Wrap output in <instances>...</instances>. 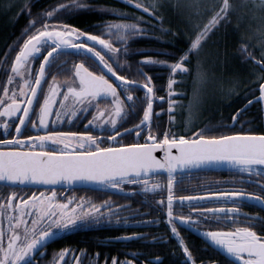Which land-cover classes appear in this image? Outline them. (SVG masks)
<instances>
[{
  "label": "snow or ice",
  "instance_id": "obj_1",
  "mask_svg": "<svg viewBox=\"0 0 264 264\" xmlns=\"http://www.w3.org/2000/svg\"><path fill=\"white\" fill-rule=\"evenodd\" d=\"M73 3L76 8L87 6L76 2V0H73ZM128 3L134 4L137 9H142L143 13H147L154 19H159L163 24V17L160 15L163 5L160 0H151V3L146 0H128ZM242 6H247V0ZM237 7L238 5L234 4L233 0H205L201 13L198 4V15H202L206 22L202 23V26L200 23L196 24L197 30L189 34V46L176 52H165V56L176 57L171 61L143 55L137 62L134 73V76L139 79L123 74L126 70L121 64V51L125 57L123 62L128 63L126 57L129 54V38L147 35L150 31L143 25L144 16L133 17L129 20L127 13L118 12L107 6L103 7L102 12H111L120 17L117 22L105 24L109 38H104L103 34L82 31L69 24H63L62 27L51 26L54 13H57L58 10L65 12L72 10L65 4H58L45 11V19L33 17L22 31L21 37H18L14 42L19 45V50L15 52V58L11 62L10 74L6 73L7 84L3 86V95L0 96V119L9 118L3 119V127L7 130L10 126H14L16 133L9 139H0V146H3L0 147V181L11 184H23L28 181L55 184L60 180H82L97 182L119 191H123L122 186L126 184L142 185V191L154 192L161 185L151 182L149 178L157 175V170H167L168 224L172 234L183 248V252L191 260L192 253L181 236L174 219V170L186 166L227 162L237 167L242 173L256 172L259 175V166H264V133L238 131L231 134H212V129L204 128L197 129L188 135L173 133L169 128L160 135L158 125L153 124V98L156 89L153 77L145 71V68L152 64L168 67L170 72L168 89L169 97H171L175 76L181 72H190L191 59L193 56H199L203 47L202 41L221 25L226 26L230 23L232 14ZM257 7L264 10V0H259ZM29 15L31 16L30 10ZM82 37H86V40L81 39ZM21 38H23V43L19 44ZM114 40L124 46L122 50L117 47ZM240 43L241 52L246 53L248 59L260 65L258 79L264 80V54L258 58L253 51H249V46L243 39ZM97 44L102 47L98 49ZM13 48L14 46L10 45L9 52L4 54V64H7ZM68 49H74L75 52L69 53ZM70 54L83 55L86 59L94 57L99 62L98 70L90 69L85 66L83 61L75 63L74 73L68 77V84L63 86L58 84L56 76L53 75V82L49 84L48 90L45 92L43 84L47 82V76L51 74V69L56 61L61 56ZM40 56L42 59L39 69L35 70L31 62ZM131 68L132 65L128 63V71ZM104 70L121 83H114ZM16 77L20 78L19 87L10 88L8 85L13 84ZM61 87H66L67 90L61 93ZM259 89L260 97L264 98V83L259 84ZM141 90L144 91L143 100L135 95ZM58 95H62L63 99L57 100ZM109 95L112 97V111L105 113L98 108L89 124L97 121L101 124L105 122L110 124L111 134L107 137L109 141L117 140V137L126 136L132 132H135L139 138L144 135V129L147 128L148 134L143 143L138 140L132 143L117 141V146L103 147L97 137L89 131L60 132L47 129L48 117L54 111L58 119L63 118L61 110L55 109L54 104L59 103L66 113L69 106L65 102L71 97L74 103L82 105L81 110L87 111L93 100L106 99ZM125 95L126 99H122L121 97ZM41 96L43 97L42 102ZM160 99L164 98L160 97ZM250 103L252 101H249ZM173 104L174 101L169 99L170 110ZM37 106L39 108L38 124L32 119V114H36ZM138 106L142 108V118L138 123H133L130 128H125V123L133 117L139 116ZM75 115V109H71V115L67 118L71 120ZM12 117H15L18 123L12 125ZM237 118V116H233V121H236ZM29 121L33 128L42 129V134L25 135L26 124ZM154 128L158 133L156 135L153 134ZM48 142L54 145H63V148L47 150L45 146ZM157 149L163 153L162 157L155 154ZM249 182L260 183V181ZM131 191H136V189L133 188ZM54 195L55 193H52V196L48 198L47 208L50 209L49 211L38 206L45 204L44 193H41L39 198L33 193L27 199H17V192L13 191L4 200H0V218L7 217L9 229L8 233H5L0 228V252L3 254L0 264H32V253L38 248H45L47 243L56 237L57 231L75 228L77 221L89 217L93 213L98 214L96 216L98 222L101 218L99 215L101 208H106L109 217L113 215L111 206L106 202L102 205H95L72 204L71 201L56 205L61 210L58 215L54 210H51V199ZM207 195L224 198L221 201L222 204L230 202L233 205L226 210L223 206L217 209H207V212L212 214L223 213V216H218V219L226 221H234L238 218L239 205L244 203L246 198L259 201L264 206V186L260 187L259 192H247L241 189L209 192ZM179 199L184 201L192 198L181 196ZM159 203L163 204V199ZM193 211L196 209L193 208ZM35 213H39V216H36ZM29 216L33 217L30 224L25 219ZM178 219L181 224L188 226L199 223L196 218L187 214H180ZM248 219L258 221L260 218L249 217ZM21 225H23L22 230ZM6 235L7 246L5 247L4 238ZM204 235L210 241L211 246L219 247L226 253L228 264H264V226H261L257 231L256 223H249L247 226L235 227L234 230H210ZM132 236L142 238L135 233ZM129 238L131 237H125V239ZM67 251L68 249L61 250L59 261L54 260V264L64 261ZM112 264H133V261L121 262L117 257H113ZM193 264H195L194 261Z\"/></svg>",
  "mask_w": 264,
  "mask_h": 264
},
{
  "label": "trees",
  "instance_id": "obj_2",
  "mask_svg": "<svg viewBox=\"0 0 264 264\" xmlns=\"http://www.w3.org/2000/svg\"><path fill=\"white\" fill-rule=\"evenodd\" d=\"M76 2L87 6L76 8L73 0H16L12 2L0 0V60L1 57L3 59V54L9 52L10 45L14 46L10 54L12 57L17 47H19L14 42L17 41L18 37H21L22 31L28 26L29 21L33 17L45 19L44 12L58 4L68 5L72 10L67 12L58 10L57 13H54L51 24L55 26L69 24L82 31L103 34L104 38H109L105 24L117 22L120 17L113 15L111 12H102L101 9L103 7L107 6L118 12L127 13L129 20L133 17L144 16L143 25L150 30L149 33L130 37L128 41L129 54L127 59L133 64L135 69L137 62L141 60L143 55L171 61L176 57L165 56V52L183 50L190 44L189 31L187 29L189 27L178 22L176 15L169 10L168 4L161 3L163 5V9L160 12L163 17V24H161L159 19L149 17L147 13H143L142 9H137L134 4H129L128 0H76ZM146 2L151 3V0H146ZM29 10L31 11V16L29 15ZM214 33V38L206 53L207 58L203 57L201 59L205 61L204 64H200L201 61L199 62L198 57L193 56L189 65L190 72H181L175 76L171 95V100L174 101V104L171 110L169 108L171 114L169 121L167 122L166 103L161 106L159 112L158 127L160 135L169 128L173 133H185L188 135H191V132L197 129L204 128L212 129V134H231L238 131L256 134L264 133L262 108L259 101L253 102L258 95L259 84L263 82V80L258 79L260 68L253 60L247 58L246 53H242L240 50V42L243 39L248 44L249 51H253L259 58L264 54L254 49V45L259 43V40L256 35L251 37V35L244 36V34L239 33L234 25H227L225 28L215 30ZM260 34L264 35L263 32H260ZM23 38L19 40V44L23 43ZM145 71L152 77H156L157 81L156 83L154 81V83L159 86V89H165L168 85L170 75L168 67L152 64L146 66ZM195 79L196 84L203 87V91L198 94V106L195 105L189 113L187 105L194 93ZM249 101H252V103L249 104ZM193 114H195L194 117ZM233 116L238 117L235 122H233ZM188 118L194 121L190 122ZM155 119L153 121H156ZM187 123L190 124L188 125ZM153 132L158 134L156 128L153 129ZM259 172L260 174L257 175L256 172L249 174L240 171L204 170L176 175L173 179V194L175 197L173 201L190 193L192 195H205L209 192H216L221 186L239 189L256 187L257 189V183H250L249 181L264 183V171L259 169ZM149 179L151 182L159 183L161 187L154 192H144L142 191V185H130L128 190L135 188L136 191H127L126 194H120L114 192V190L101 189L99 194H102V200L106 199L107 201L112 198L117 200L119 204H128V206L133 208L139 207L138 213L146 212L149 223H160L159 227L163 228L165 235L162 243L155 246L149 244L145 250L142 249L140 244H137L141 248L138 251L139 253L146 254L147 257H153V259L154 257H160V261H155L159 264H186L187 261L182 249L170 237L168 227L164 223L168 195L166 191V176L157 174ZM206 180H210L211 186L209 188L205 186ZM98 190L87 188L85 193L90 194V198L94 199L97 196L93 194H97ZM113 193L119 195L115 196L116 194ZM121 197L123 200H121ZM161 199H163V204L159 203ZM135 211L134 208L131 213L134 214L136 213ZM260 218V221L264 222L263 214L260 215ZM178 230L189 247L195 264H201L206 255H218L208 247L205 249L207 245L194 235L179 227ZM95 238V236H90L87 233L82 236L69 235L65 244L84 245L89 253L93 254L98 251L101 257L104 255L106 257L105 260L111 263L109 255L114 251V248L107 242H105V245H97L98 241ZM101 241L104 242L105 240ZM61 244L63 243L58 241L56 246L58 247ZM94 247H97V251L93 250ZM80 250L81 248L76 249L74 247L75 252H81ZM122 257L123 255L120 253L119 258Z\"/></svg>",
  "mask_w": 264,
  "mask_h": 264
},
{
  "label": "flooded vegetation",
  "instance_id": "obj_3",
  "mask_svg": "<svg viewBox=\"0 0 264 264\" xmlns=\"http://www.w3.org/2000/svg\"><path fill=\"white\" fill-rule=\"evenodd\" d=\"M53 27H55L54 24H51ZM264 34V33H263ZM262 38V40H261ZM81 39H85L86 37H82ZM258 39V38H257ZM259 43H256L254 45V49L257 52L264 53V35L259 36ZM89 43H95V42H89ZM117 43V47H119L121 50L123 49V45ZM96 47L99 49L102 46L96 45ZM19 50V47H17V50ZM15 51V52H16ZM69 53L75 52L74 49H68ZM106 51V50H105ZM90 55V54H89ZM109 55H112L109 53ZM121 64L123 68L126 70L123 74L131 75L133 78H137L134 76V73L136 69L133 67V64L127 59L128 63L132 65V68L130 71H128V63H124L125 57L123 56V52L121 51ZM4 54L3 59L1 57L0 60V96L3 95V86L7 84V74H10L11 72V62L15 58V53L12 55V57L9 55L7 64H4ZM42 59V56H40L35 61H32V67L35 70L39 69L40 60ZM84 62L85 66L89 67L92 70H98V60H96L94 57L92 59H86L83 55H65L61 56L51 69V74L47 76V82L43 84L44 91L47 92L49 84L53 82L52 77L53 75L56 76V82L60 85H66L69 83L68 77L71 76L74 73V64L79 62ZM254 64V62H253ZM255 65V64H254ZM260 68V67H259ZM105 74L110 78L114 83L120 84V81H116L115 77H112L110 73H107L106 70H104ZM7 73V74H6ZM27 75V73H26ZM139 79V78H137ZM20 78L16 77L13 84L8 85L11 87H19ZM157 81L156 77H153V84L155 86L156 92L154 96V117L156 116V121H153L154 125H158L159 122V112L161 109V106L165 104V96H166V90L168 89V85L165 87V89H159V86H156L155 83ZM78 83V82H77ZM67 89L66 87H61L60 91L61 93L65 92ZM11 95V93H9ZM136 96H138L141 100L144 98V91L141 90L139 92L135 93ZM258 96V95H257ZM160 97H163L164 99L161 100ZM23 99V97H20ZM122 99H126V95L121 97ZM63 99L62 95H58L57 100ZM43 100V97L41 96V102ZM66 105L69 106V110L65 113L64 109L61 108V105L59 103H56L53 105L55 109H60L63 115L62 119H58L56 116L55 111L48 117L49 123L47 125V129L51 131H60V132H67V131H89L93 133L97 139L101 142V146L108 147V146H117V141L120 143H132L137 142V140L140 143L144 142L145 137L148 134L147 128L144 129V135L140 136L139 138L136 136L135 132H132L129 135L117 137V140L109 141L107 139L108 135L111 134V125L107 124L106 122L101 124L99 121L89 124L90 120H93L94 114L97 112V109L103 110L105 113H108L112 111V97L109 95L106 99H97L93 100L92 103L89 105L87 111H83L82 105L78 103H74L71 99L67 100ZM260 106L261 103L259 102ZM169 107V104H168ZM71 109H75L76 115L72 116V119L69 120L67 117L71 115ZM127 110V109H125ZM137 111L139 112L138 117H133V119L129 120L127 123L124 124L125 128H130L133 123H138L139 119L142 118V108L138 106ZM38 112L39 108L37 106L36 108V114H32V119L39 123L38 120ZM171 114L170 111L167 112V118L169 119ZM3 119H9V118H3ZM3 119H0V139H9L11 135H15V128L14 126H10L9 129L5 130L3 127ZM55 121V123H53ZM169 121V120H168ZM12 125L15 123H18V121L15 119V117L11 118ZM42 134V129H35L32 126L31 121L27 122L26 124V130L25 135H39ZM154 135L155 132H153ZM3 147V146H0ZM46 149H56L59 150L63 148V145H54L51 142H48L46 144ZM78 147V145H77ZM87 149V145L85 146ZM37 151L39 149H36ZM264 178V177H263ZM130 185H123V191L114 190L116 193H124L126 194L128 190V187ZM205 186L208 188L211 186L210 180H206ZM258 188L256 187L251 189H244L247 192H259L260 187L264 186V183L257 184ZM239 188H229L226 186H221L218 191H233V190H241ZM16 191L17 192V199L23 198L27 199L28 197L32 196L33 193L36 194V196L39 198L41 196V193H44V199L45 204L44 205H38L39 207H42L45 211H49L50 209L47 208L48 204V198L52 196V193H55L54 197L51 199L52 209L56 210V205L58 203H69L71 201L72 204H95V205H102L107 203V205L111 206V211L113 215L109 217L108 212L106 208H101L100 210V219L97 222L96 216L98 214L93 213L89 217H85L82 220L77 221V226L75 228H71L64 231H57L56 237L51 239L45 248H38L36 251L32 253V264H54L55 261H59V254L61 250L68 249V251L65 253V259L64 261L60 262V264H99V261H104L106 257L102 255L100 256V253L97 251V247H94V251H97L93 254L88 253V249L83 246H76V245H66L65 241L66 238L69 235H76V236H82L86 235V233L90 236H95L97 242V245H105V242L109 243V245H112V248H114V251L109 255L111 257V264L113 257H117L119 261L124 262L131 260L133 261V264H159L155 261H160V257H147L146 254L139 253V249L141 248L137 245L140 244L142 246V249L145 250L149 244L152 246L158 245L159 243H162L164 239V233L163 228L159 227L160 223L152 222L149 223V220L146 216V212L138 213L139 207H134L136 213H131L134 208L132 206H128V204H119L117 200H114L112 198L108 199H101V195L99 192L101 190H98L97 194H93L97 196V198L91 199L90 194L85 193V189H62V188H24V187H10L6 185H0V200H4L11 192ZM168 193V189L166 190ZM113 193V194H116ZM195 193V192H192ZM119 194H116L115 196H118ZM168 196V195H167ZM186 197H191V200H184L181 201L179 198H176V201H173L174 203V219L178 218L180 214H187L191 215L192 217L196 218L199 223L194 224L193 228H197L202 231H210V230H234L235 227L238 226H247L249 223H256L257 225V231H259L261 226H264V222H261L260 215H264V209L259 208L258 206L248 204L246 202L239 205V216L234 221L233 220H224V219H218V216L222 217L223 213H217L212 214L207 212V209H217L220 207H224L225 210L229 207H233V205L228 202L222 204L221 201L224 200V198H217L214 196H209L207 194L205 195H192L191 193L189 195H186ZM121 200L122 197H121ZM71 207V204L69 205ZM193 208L196 209V211H193ZM59 209V208H57ZM61 211V210H60ZM67 211V209H65ZM79 211V210H78ZM33 212L35 210L33 209ZM36 216H39V213H35ZM249 217H259L260 219L258 221H250ZM33 217H25V219L31 223V219ZM215 222V224H214ZM43 226V225H41ZM23 225H21V228ZM0 228L4 230L5 233H8V219L7 217L0 218ZM180 228V227H179ZM183 229V228H181ZM187 233L188 232L186 229ZM56 231V229H54ZM139 234L142 238H136L132 236V234ZM107 237L105 238V236ZM193 235V234H192ZM195 236V235H194ZM125 237H131L129 239H125ZM196 237V236H195ZM155 238V239H154ZM198 238V237H197ZM199 239V238H198ZM101 240H105L102 242ZM201 240V239H200ZM60 241L61 245L58 247L56 246L57 242ZM114 241V242H113ZM202 241V240H201ZM203 242V241H202ZM204 243V242H203ZM205 244V243H204ZM206 245V244H205ZM4 246H7V235L4 238ZM74 247L76 249L81 248L80 253L74 252ZM210 248L213 251H215L216 254H209L205 256V259L201 261V264H228V258L210 246H205V249ZM120 253H122L123 257L119 258ZM0 258H3L2 252H0ZM136 262H135V261Z\"/></svg>",
  "mask_w": 264,
  "mask_h": 264
},
{
  "label": "rangeland",
  "instance_id": "obj_4",
  "mask_svg": "<svg viewBox=\"0 0 264 264\" xmlns=\"http://www.w3.org/2000/svg\"><path fill=\"white\" fill-rule=\"evenodd\" d=\"M10 1L12 2L16 0H9V2ZM160 3L168 4L169 10L176 15L178 22L180 24H185L187 27H189L187 28L189 31V34L194 33V31L196 30V27H195L196 25L192 18L195 13H197L196 20L198 21V23L201 24V26H202V23L206 21V20L204 21V18H202V15H198L197 8H195V6L199 4L200 11L202 13L205 0H160ZM233 3L238 5V7L232 14L231 22L228 23L227 25H234L236 30L239 31V33L244 34V36L251 35V37H253L254 35H256L257 38L259 39V36L261 35L260 32L264 33V10H261L259 7H257V5L259 4V0H247L246 7L242 6L245 3V0H233ZM174 4L177 6V11L174 8ZM226 26L223 25L222 27L220 28L218 27L217 29L225 28ZM214 32L210 33L208 37H206V39L202 41L203 47L198 56L199 62L201 61L200 64H204L205 62L201 60L203 57H205V59L207 58L206 53L208 52L212 39L214 38V34H215ZM195 85L196 86L194 88L193 96H191V99L187 105L189 113L195 107V105L198 106V102H197L198 94L199 92L203 91V87H200L196 84V79H195ZM194 116L195 114H193V117ZM188 120L192 122L193 119L188 118ZM187 124L189 125L190 123H187ZM102 188L111 189L105 186H102ZM111 190H114V189H111ZM54 211L58 215L61 212L60 209H57V208ZM22 229L23 227L21 228V230ZM76 253H80V252H76ZM99 264H111V263L109 261L107 262L106 260L104 261L100 260Z\"/></svg>",
  "mask_w": 264,
  "mask_h": 264
},
{
  "label": "water",
  "instance_id": "obj_5",
  "mask_svg": "<svg viewBox=\"0 0 264 264\" xmlns=\"http://www.w3.org/2000/svg\"><path fill=\"white\" fill-rule=\"evenodd\" d=\"M55 27H62V26H55ZM255 64H257V63L255 62ZM257 65L260 67L259 64H257ZM262 83H264V80ZM258 93H259V96L257 98H255L253 100V102L259 101L261 103V107H262V111H263V124H264V98L260 97V89L259 88H258ZM233 122H235V121H233ZM155 154L158 157L163 156V153L159 149L156 150ZM259 169L264 171V166H259ZM204 170H213V171L224 170L227 172L239 171V169L237 167H235V166H233L227 162H219V163L208 164V165L186 166L184 168H177L174 170L173 176L184 175V174L189 173V172H198V171H204ZM157 174L168 176L167 170H157ZM0 185H7L10 187H24V188H62V189H87V188H90V189H97V190L103 189L102 188L103 185H101L97 182H88V181H82V180H76V181L60 180V181H57L55 184H43V183L30 182V181L25 182L23 184H18V183L17 184H11L9 182L0 181ZM108 190H111V189H108ZM232 199H238V198H232ZM244 202L256 205L259 208L264 209V206H262L259 201H256L254 199H247L246 198ZM175 223L177 224L178 227L186 229L188 232H190L191 234H193L196 237H198L199 239H201L208 246H210L211 248H213L214 250H216L220 254L226 256V253H224L222 249H220L219 247L211 246L210 241L204 235L205 231L199 230L197 228H193V226L181 224V222L179 221L178 218H175Z\"/></svg>",
  "mask_w": 264,
  "mask_h": 264
},
{
  "label": "bare ground",
  "instance_id": "obj_6",
  "mask_svg": "<svg viewBox=\"0 0 264 264\" xmlns=\"http://www.w3.org/2000/svg\"><path fill=\"white\" fill-rule=\"evenodd\" d=\"M263 127H264V125H263ZM165 214H167V213H165ZM166 218H167V216L165 215V218H164V223L166 224ZM169 225V224H168ZM166 226H167V224H166ZM169 227H170V225H169ZM170 231H171V227H170ZM170 237L172 238V239H174V240H176V242L178 241L177 240V238L173 235V234H171L170 235ZM178 243V242H177ZM206 244V243H205ZM178 245H179V247L182 249V251H183V248L181 247V245L178 243ZM207 245V244H206ZM183 254H184V256H185V258H186V261L188 262V264H193V260L191 259V260H189L188 259V257L185 255V253L183 252Z\"/></svg>",
  "mask_w": 264,
  "mask_h": 264
},
{
  "label": "crops",
  "instance_id": "obj_7",
  "mask_svg": "<svg viewBox=\"0 0 264 264\" xmlns=\"http://www.w3.org/2000/svg\"><path fill=\"white\" fill-rule=\"evenodd\" d=\"M174 8H175V10L177 11V6L174 4ZM195 8H197V6H195ZM196 15H197V13H195L194 14V16L192 17L193 18V21H194V23H198V21L196 20ZM206 19H204V21H205ZM206 22V21H205Z\"/></svg>",
  "mask_w": 264,
  "mask_h": 264
},
{
  "label": "built area",
  "instance_id": "obj_8",
  "mask_svg": "<svg viewBox=\"0 0 264 264\" xmlns=\"http://www.w3.org/2000/svg\"><path fill=\"white\" fill-rule=\"evenodd\" d=\"M165 221H166V224L168 225V218H166V220H165Z\"/></svg>",
  "mask_w": 264,
  "mask_h": 264
}]
</instances>
